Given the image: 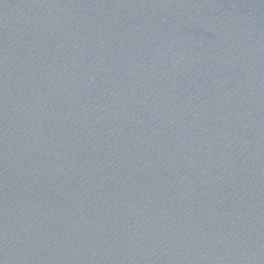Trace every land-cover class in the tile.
<instances>
[{"label": "water", "instance_id": "95a60500", "mask_svg": "<svg viewBox=\"0 0 264 264\" xmlns=\"http://www.w3.org/2000/svg\"><path fill=\"white\" fill-rule=\"evenodd\" d=\"M0 264H264V0H0Z\"/></svg>", "mask_w": 264, "mask_h": 264}]
</instances>
